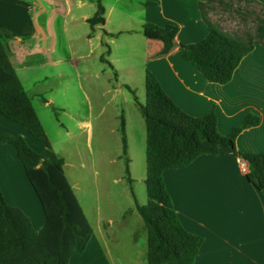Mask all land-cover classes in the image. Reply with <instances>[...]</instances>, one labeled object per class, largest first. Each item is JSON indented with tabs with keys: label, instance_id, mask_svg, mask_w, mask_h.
<instances>
[{
	"label": "crops",
	"instance_id": "0c3cea01",
	"mask_svg": "<svg viewBox=\"0 0 264 264\" xmlns=\"http://www.w3.org/2000/svg\"><path fill=\"white\" fill-rule=\"evenodd\" d=\"M121 1L104 3L106 24L92 30L88 20L95 15L98 0H0V37L8 46L9 59L22 85L25 88L28 84L25 90L32 98L44 129L38 105L44 110L58 106L79 133L86 132L92 137L94 116L71 112L68 96L74 87L67 79L72 75L70 71L77 72L78 89L85 95L82 88L97 87L87 84L92 74L83 68L92 59L105 63L101 57L106 54L105 45H111L110 58L105 59L115 71L117 87L112 89L115 94L125 96L124 90H130L137 101L143 97L146 104L145 83L149 71L184 113L202 118L214 109L217 129L222 136L241 127L248 115L258 117V125L249 126L237 137L236 147L241 153H264V48L256 44L228 84L210 83L182 58L178 49L166 57H158L162 45L142 34L146 24L172 25L178 28V43L201 42L209 31L199 4L208 0H128L125 6L136 14L121 12L123 17L117 21V28H110L112 16L119 17V12H114L116 3ZM255 3L264 10V0H255ZM125 34L142 46L139 94L138 90L134 92L137 70L132 54L122 60L113 57L116 42ZM123 60L125 63L121 64ZM122 72L126 74L125 80L119 75ZM82 79L85 85L80 84ZM57 93L62 98L60 103L56 101ZM40 100L44 102L42 105ZM122 118L127 135L128 119L120 116V124ZM60 126V135H72L70 129L63 124ZM1 134L23 137L39 154L47 149L25 127L0 113ZM127 147L125 164L133 184V159L128 140ZM125 158L119 156V160ZM243 164L233 155H203L186 168L164 173L181 224L188 232L204 239L195 264H264V197L248 182L249 168ZM65 165H68L66 160ZM141 168L144 172L138 180L143 183L147 175L146 158L142 159ZM47 185L46 176L40 170L25 171L12 145H0V187L4 197L12 208L27 217L39 240H46L53 230L37 191V187ZM72 188L77 189L74 185ZM136 195L132 194L131 206L123 210L118 223L110 217L112 214L106 219L101 213L96 215L98 222L96 226L90 224L93 235L84 254L73 258L70 264H148L145 259L148 230L137 211V205H146V198L141 195L138 200Z\"/></svg>",
	"mask_w": 264,
	"mask_h": 264
},
{
	"label": "trees",
	"instance_id": "16d2710c",
	"mask_svg": "<svg viewBox=\"0 0 264 264\" xmlns=\"http://www.w3.org/2000/svg\"><path fill=\"white\" fill-rule=\"evenodd\" d=\"M207 3L199 8L208 25V36L199 43L183 45L176 41L178 28L146 24L144 37L160 42L158 57H166L176 49L182 58L214 84H228L242 60L259 44L264 48V10L256 18L255 35L232 36L211 23L205 13ZM254 2L255 0H246ZM106 10L98 0L95 15L88 20L92 30L106 24ZM108 35V34H106ZM112 36V35H109ZM110 50V49H109ZM106 52L101 61L106 63ZM146 104L136 100L146 126L145 179L148 203L137 211L148 230L146 261L148 264H195L204 239L188 232L180 222L173 200L167 190L164 173L190 166L203 155H233L244 161L249 172L247 180L264 197V153H241L236 139L259 118L248 115L239 128L222 136L217 129L214 109L202 118L184 113L164 92L156 77L146 72ZM0 113L8 120L25 127L47 149L34 151L27 141L11 134L0 135V145H12L27 173L40 170L47 187H37L53 230L46 240H39L27 217L12 208L0 187V264H70L81 257L93 235V229L80 206L64 172L65 160L52 148L47 133L33 106L32 98L22 85L8 56V46L0 37ZM123 154L127 156L125 121L120 124ZM126 159V158H125ZM127 162V159H126ZM38 166H41L38 169ZM129 176V170L126 169ZM131 184V179L128 177Z\"/></svg>",
	"mask_w": 264,
	"mask_h": 264
},
{
	"label": "rangeland",
	"instance_id": "374dc122",
	"mask_svg": "<svg viewBox=\"0 0 264 264\" xmlns=\"http://www.w3.org/2000/svg\"><path fill=\"white\" fill-rule=\"evenodd\" d=\"M114 1L102 0L103 5ZM128 4V0L116 3L114 13L118 11L119 17L112 16L110 28H115L117 21L123 17L121 12L136 14L135 10L127 9L129 6L125 5ZM151 9H154L153 5ZM205 13L211 23L218 25L227 34L246 37L247 35H255L256 18L263 14V9L258 4L246 0H211L205 9ZM154 42L161 45L160 42ZM111 47V45H105V52L110 51L109 48ZM114 48L113 57L115 59L120 58L122 60L129 53L132 54L131 58L137 70L134 92L138 90V94L141 93L139 78L140 70L143 68V63L140 61L142 46L125 34L118 39ZM130 49H132L131 52H129ZM107 57L110 58V54ZM124 63V60L121 61V64ZM83 71L89 75L92 74L91 77H88L87 84L89 86L94 84L97 87L93 90L82 88L88 96L87 99L84 92L78 89L77 72L70 71L69 74L72 75H69L67 80L71 82V86L74 88L68 96V100L72 113L84 115L87 112V115L93 114L92 137H88L86 132L79 133L75 124L62 115L58 106L44 110L38 105V113L49 134L47 136L53 150L68 164L64 166L65 175L69 184L77 188H73V191L83 206L89 223L96 226L98 213H101L105 219L108 214H112L110 217L118 223L121 221L120 214L123 210L130 208V201L134 198L132 197L133 193L134 195L137 194L138 200H141V195H143L146 198V204L148 203L146 184L138 180L140 173L144 172V169L141 168L142 159L146 158L145 121L137 107L135 93L124 90V96L112 91L117 85L115 71L108 63H101L92 59L85 65ZM119 75H123L125 80V73L122 72ZM80 84L85 85L83 79ZM25 88H29L28 84L25 85ZM55 96L56 101L60 103L62 101L60 93L55 94ZM138 100L141 105L145 104L143 97H139ZM40 102L41 105L44 103L43 100ZM122 115L128 119L126 137L130 147L129 152L133 159L131 166L133 184L128 182L125 171L127 169L126 160H119L123 145L122 135L119 131L120 116ZM60 124L70 129L72 135H60ZM106 225L108 226V224Z\"/></svg>",
	"mask_w": 264,
	"mask_h": 264
},
{
	"label": "built area",
	"instance_id": "2783aa9c",
	"mask_svg": "<svg viewBox=\"0 0 264 264\" xmlns=\"http://www.w3.org/2000/svg\"><path fill=\"white\" fill-rule=\"evenodd\" d=\"M242 162L244 163V164H243L244 167H248L247 164H246L244 161H242Z\"/></svg>",
	"mask_w": 264,
	"mask_h": 264
},
{
	"label": "water",
	"instance_id": "95a60500",
	"mask_svg": "<svg viewBox=\"0 0 264 264\" xmlns=\"http://www.w3.org/2000/svg\"><path fill=\"white\" fill-rule=\"evenodd\" d=\"M41 168V166H38V169H40Z\"/></svg>",
	"mask_w": 264,
	"mask_h": 264
}]
</instances>
